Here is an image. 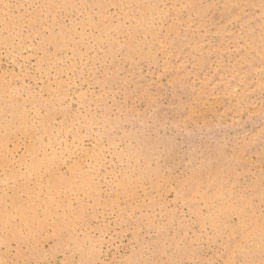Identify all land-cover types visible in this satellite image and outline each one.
Here are the masks:
<instances>
[{
    "label": "rangeland",
    "instance_id": "1",
    "mask_svg": "<svg viewBox=\"0 0 264 264\" xmlns=\"http://www.w3.org/2000/svg\"><path fill=\"white\" fill-rule=\"evenodd\" d=\"M0 264H264V0H0Z\"/></svg>",
    "mask_w": 264,
    "mask_h": 264
}]
</instances>
